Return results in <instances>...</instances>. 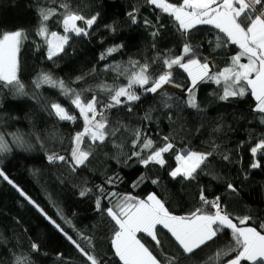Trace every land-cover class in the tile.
I'll use <instances>...</instances> for the list:
<instances>
[{"label":"trees","instance_id":"1","mask_svg":"<svg viewBox=\"0 0 264 264\" xmlns=\"http://www.w3.org/2000/svg\"><path fill=\"white\" fill-rule=\"evenodd\" d=\"M65 2L81 14L90 16L99 13V16L88 37L73 36L65 52L50 61L46 59L45 48L36 47L41 43L35 35L37 12L40 7H57ZM134 9H138L137 24H132L127 15ZM58 20L59 17L49 20L50 30L62 31ZM145 20L150 24L146 25ZM108 25L114 27L115 32L110 31L106 27ZM153 26L160 29L155 38L151 36L155 30ZM14 29H24L28 33V40L20 51V75L28 95L14 97L8 89L0 88V133L5 135L11 147L10 152L0 153V167L86 251L94 253L102 264L122 262L115 256L111 245L112 223L95 207L96 187L99 185L109 191L131 193L139 198L155 192L176 215H186L199 206V193L203 188L209 199L219 196L232 217L249 215L252 217L249 223L258 229L264 223V158L257 157L261 160V168H251L254 157L249 150L264 136V123L261 122L264 114L254 110L256 101L250 93L242 98L220 100L222 87L212 82L198 85L196 99L199 108L187 106L188 81L186 74L179 69L174 70V79L183 84L184 89L169 84L176 90L167 88L156 94L142 95L139 102L131 105V112L127 106L117 107L109 110L107 117L113 126L147 131L157 147L163 144V137L169 136L176 150L213 151L207 167L195 180L169 176V171L176 166L173 153L165 154L167 164L164 167L155 164L144 167L135 157L128 159L135 149L130 132L125 134L123 127L116 137L111 138L119 147L111 142L94 147L86 165L75 172L67 164L50 163L47 159L52 152L69 155L71 136L82 130L83 122L78 111L58 89L48 85L39 89L34 87L37 75L50 73L77 91L91 89L84 91L86 97L96 94L106 101L107 94L100 92L99 85H122L127 82L126 76L112 69L105 70L106 64L126 67L130 58L143 63L145 60L151 62L158 53L169 50L179 52L183 38L171 17L155 9L147 0H0V30ZM215 36L214 30L201 26L189 37L200 54L207 57L214 72L226 67L230 56L237 51L232 45L216 48ZM117 44L124 45L120 52L113 53L107 60L99 59L101 52ZM152 69L155 74L159 65L153 64ZM80 76L83 79L77 81ZM169 97L168 103L172 106L166 107L165 100ZM51 102L61 103L76 115V123L60 121L50 115L47 106ZM146 115H150L151 119H145ZM12 133L22 136L25 146H18ZM224 155L229 159L224 160ZM141 176L145 177V181L133 188L132 185ZM109 177L118 178L115 185L106 183ZM152 179L160 183L152 184ZM229 183L234 184L238 192L229 190ZM85 187L93 191L82 197L80 191ZM103 203L107 206V201ZM62 217L70 220L75 227L65 223ZM78 233L90 236L92 247ZM158 234L169 254L178 251L166 230ZM141 239L150 250L156 251L150 238ZM229 241L226 230L214 244L198 251L191 260L183 256L181 260L183 264H203L207 255ZM33 242L40 245L38 252L32 250ZM18 258L21 264L25 260L28 264H89L32 204L12 185L0 179V264H17Z\"/></svg>","mask_w":264,"mask_h":264},{"label":"snow or ice","instance_id":"2","mask_svg":"<svg viewBox=\"0 0 264 264\" xmlns=\"http://www.w3.org/2000/svg\"><path fill=\"white\" fill-rule=\"evenodd\" d=\"M147 3L167 14L175 23L177 32L183 38V43L178 53L169 50L166 53H158L151 62L145 60L129 59L127 66L120 64H106L105 70L112 69L120 75L126 76L127 82L122 85H99L100 92L107 94V100H101L96 94L90 98L84 95L85 89L77 91L68 85L63 79L52 74L42 72L33 81L36 89L44 85L58 89L60 94L66 97L83 122L82 130L76 131L71 136V148L69 155H59L52 152L47 156L50 163L61 162L67 164L72 172L85 166L89 157L93 154L94 147L113 143L119 147L115 140L121 128H125V134H131V144L134 151L128 159L135 157L140 164L147 167L155 164L164 167L167 164L165 154L173 153L176 166L169 171L173 179L195 180L197 175L207 167L213 151L176 150L175 143L169 136L163 137V144L156 146L147 131L135 128L127 129L126 126H113L107 117V112L113 108L127 106L129 112L131 105L139 102L142 95L156 94L165 85L172 84L184 89V85L174 79V70L179 69L186 74L188 86L186 88L187 100L185 103L191 108H199L196 92L201 83L212 82L222 87L220 100L244 97L249 93L256 101L255 111L264 114V0H147ZM138 9L128 12L132 24H137ZM99 13L86 16L73 9L68 3H60L57 7H40L37 12L38 25L35 35L41 43L36 47L45 48L46 59L54 60L65 52L70 46V41L75 37H88L93 26L97 23ZM59 17L58 23L62 31H52L49 28V20ZM79 22H82L79 23ZM146 25L150 21L145 20ZM201 26H207L215 31V47L235 46L237 51L229 58L228 65L222 70L212 71L207 57L200 54L199 49L189 40L191 33ZM115 32L111 25L106 26ZM151 36L155 38L160 29L155 28ZM161 28L163 25L160 26ZM28 40V33L24 29L0 30V88L8 89L14 97L27 96L25 84L21 79L20 51ZM209 43H213L209 41ZM123 44H117L106 48L100 53V60H107L113 53L120 52ZM155 48V44H153ZM246 62H242L245 60ZM153 64L159 65V70L152 69ZM77 81L83 76L77 77ZM137 89H140L138 92ZM166 95V94H165ZM165 100V106L172 105ZM49 114L60 121L75 124L77 116L59 102H51L47 106ZM145 119H151L146 115ZM264 123V116L261 117ZM18 146H25L22 136L12 133ZM250 153L254 157L250 167L261 168V160L264 158V136H261L254 146L250 147ZM11 147L0 133V153H8ZM228 160L227 155L223 156ZM0 179L12 185L19 194L32 204L56 230L64 235L72 245L86 258L89 264H102L101 260L84 247L73 236L61 227L55 219L48 216L40 205L36 204L15 182L9 178L0 167ZM118 178L109 177L106 181L109 185H115ZM145 181L141 176L132 185L133 188ZM152 184H159L157 179L151 180ZM227 188L233 193L238 188L227 184ZM97 196L95 207L98 212L106 216L112 223L111 245L114 254L122 264H183L181 256L191 260L198 251L214 244L217 238L226 230L230 241L207 255L203 264H264V223L257 227L249 223L251 216L232 217L222 204L219 196L209 199L201 188L199 193V206L193 208L186 215H176L166 206L165 201L157 193H149L145 198H139L131 193L122 194L109 191L103 185L96 187ZM93 190L82 188L80 196H87ZM107 201V206L104 205ZM210 209V210H209ZM65 223L72 228L70 220ZM166 230L169 239L174 243L176 253L169 254L163 247L159 238V232ZM82 240L92 247L91 237L78 233ZM141 237L150 238L156 251L150 250ZM33 251H39L40 245L33 242ZM17 264H21L19 258ZM23 264H28L27 260Z\"/></svg>","mask_w":264,"mask_h":264},{"label":"rangeland","instance_id":"3","mask_svg":"<svg viewBox=\"0 0 264 264\" xmlns=\"http://www.w3.org/2000/svg\"><path fill=\"white\" fill-rule=\"evenodd\" d=\"M173 89V90H176V88L170 86L169 84L168 85H165L163 89ZM162 90V89H161Z\"/></svg>","mask_w":264,"mask_h":264},{"label":"crops","instance_id":"4","mask_svg":"<svg viewBox=\"0 0 264 264\" xmlns=\"http://www.w3.org/2000/svg\"><path fill=\"white\" fill-rule=\"evenodd\" d=\"M210 67L212 68V65H211V63H210Z\"/></svg>","mask_w":264,"mask_h":264},{"label":"built area","instance_id":"5","mask_svg":"<svg viewBox=\"0 0 264 264\" xmlns=\"http://www.w3.org/2000/svg\"><path fill=\"white\" fill-rule=\"evenodd\" d=\"M186 150V149H185Z\"/></svg>","mask_w":264,"mask_h":264}]
</instances>
